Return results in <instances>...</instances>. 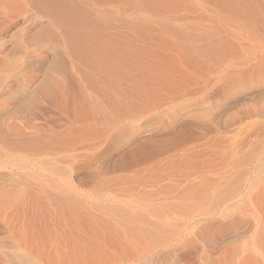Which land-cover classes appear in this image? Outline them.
I'll return each instance as SVG.
<instances>
[{
	"label": "rangeland",
	"instance_id": "374dc122",
	"mask_svg": "<svg viewBox=\"0 0 264 264\" xmlns=\"http://www.w3.org/2000/svg\"><path fill=\"white\" fill-rule=\"evenodd\" d=\"M255 253L264 0H0V264Z\"/></svg>",
	"mask_w": 264,
	"mask_h": 264
},
{
	"label": "bare ground",
	"instance_id": "6f19581e",
	"mask_svg": "<svg viewBox=\"0 0 264 264\" xmlns=\"http://www.w3.org/2000/svg\"><path fill=\"white\" fill-rule=\"evenodd\" d=\"M46 3V2H45ZM50 5V4H49ZM61 6V5H60ZM54 11H55V9H54ZM67 15V14H66ZM73 17V16H72ZM75 17V16H74ZM71 22V21H70ZM73 25V24H72ZM77 25V24H76ZM79 27V26H78ZM135 87V86H134ZM138 89V88H137ZM122 128H123V126H122ZM119 129V128H118ZM117 129V130H118ZM117 130L115 131L116 133H114V134H117ZM120 130H121V128H120ZM119 133V132H118ZM121 133V132H120ZM119 133V134H120ZM118 134V135H119ZM117 135V136H118ZM122 135V134H121ZM126 137V136H125ZM119 140V139H118ZM123 140V139H122ZM174 142L176 141V140H173ZM122 142V141H121ZM179 142V141H178ZM176 143V142H175ZM117 144H119V143H117ZM122 144V143H121ZM163 145V144H162ZM159 146V145H158ZM166 147V145L163 147L162 146V148L160 149V148H158L157 147V145H156V147H154V148H152V151H151V153H157L159 150H162V149H167V148H165ZM177 149H178V147H177ZM176 149V150H177ZM160 152V151H159ZM129 153V152H128ZM147 154V152H145V150H141L140 148L138 149V155H139V157L137 156V158L139 159V158H143V156H145ZM172 154V153H171ZM127 155V154H126ZM148 155H150V154H148ZM152 155H154V154H152ZM176 155V154H175ZM164 156H167V154L166 155H164ZM172 156V155H171ZM179 156V155H178ZM149 157V156H148ZM137 159V160H138ZM132 161H136V159L135 158H133V160ZM153 162V161H152ZM137 164V163H136ZM154 164V163H153ZM134 165H135V163H134ZM145 168V167H144ZM243 264H264V253H255V254H248V255H246L245 256V258H244V261H243Z\"/></svg>",
	"mask_w": 264,
	"mask_h": 264
}]
</instances>
